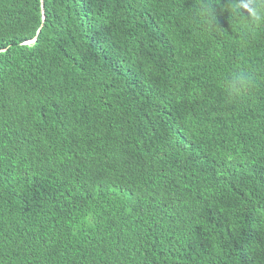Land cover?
<instances>
[{
    "label": "trees",
    "instance_id": "trees-1",
    "mask_svg": "<svg viewBox=\"0 0 264 264\" xmlns=\"http://www.w3.org/2000/svg\"><path fill=\"white\" fill-rule=\"evenodd\" d=\"M201 2L0 0V264H264V27Z\"/></svg>",
    "mask_w": 264,
    "mask_h": 264
},
{
    "label": "clouds",
    "instance_id": "clouds-1",
    "mask_svg": "<svg viewBox=\"0 0 264 264\" xmlns=\"http://www.w3.org/2000/svg\"><path fill=\"white\" fill-rule=\"evenodd\" d=\"M219 0H203L198 5V14L211 27L217 26V16L214 14V3ZM227 11L235 23L255 31L264 27V0H231ZM254 85L253 75L246 70L238 69L232 72L223 83L224 91L229 98H238Z\"/></svg>",
    "mask_w": 264,
    "mask_h": 264
},
{
    "label": "water",
    "instance_id": "water-1",
    "mask_svg": "<svg viewBox=\"0 0 264 264\" xmlns=\"http://www.w3.org/2000/svg\"><path fill=\"white\" fill-rule=\"evenodd\" d=\"M40 6H41V14H42V23H43V20H44V10H43V0H40ZM40 32V28L38 29V32L37 34H39ZM36 37H34L33 39L29 40V41H26L24 44H31V43H34L36 41Z\"/></svg>",
    "mask_w": 264,
    "mask_h": 264
}]
</instances>
